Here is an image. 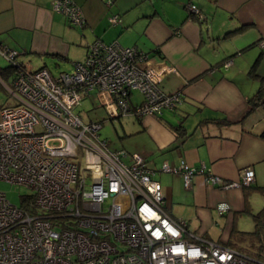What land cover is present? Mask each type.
Returning a JSON list of instances; mask_svg holds the SVG:
<instances>
[{
    "label": "built area",
    "instance_id": "obj_1",
    "mask_svg": "<svg viewBox=\"0 0 264 264\" xmlns=\"http://www.w3.org/2000/svg\"><path fill=\"white\" fill-rule=\"evenodd\" d=\"M184 7L205 20L196 5ZM51 9L71 26L85 23L72 0H53ZM258 46L264 50V41ZM23 55L0 46V57L12 67L10 84L1 83L15 101L0 108V180L31 191L25 207L0 192V264H264L190 232L167 212L161 184L144 158L109 150L99 134L103 121L85 122L76 112L91 93L104 120L174 111L181 93L159 87L165 75L177 74L173 67L136 47L99 40L88 45L82 62L57 75ZM160 171L179 175L186 189L197 175L223 191L250 187L255 179L249 167L226 180L184 160L164 162ZM216 208L219 214L228 210L225 204Z\"/></svg>",
    "mask_w": 264,
    "mask_h": 264
},
{
    "label": "crops",
    "instance_id": "obj_2",
    "mask_svg": "<svg viewBox=\"0 0 264 264\" xmlns=\"http://www.w3.org/2000/svg\"><path fill=\"white\" fill-rule=\"evenodd\" d=\"M52 1L0 0V46L23 51V58L52 75L82 62L97 40L136 47L173 67L177 74L165 75L159 87L167 94L180 92L181 105L165 118L133 116L139 125L132 131H143L147 141H125L121 146L128 150H115L144 158L173 218L225 245L234 229L242 231L238 214L264 208L253 198L264 188V106L243 117L264 81V50L258 46L264 41V0H72L82 10V27L52 11ZM188 2L201 10L204 21L187 13ZM78 53L83 59L72 61ZM49 60L54 67L69 63L70 69L53 74ZM6 67L0 69V82L9 81ZM133 96V103L140 102ZM182 160L226 180H236L249 167L255 179L249 189L223 191L197 175L186 189L179 175L160 171L162 163L176 166ZM221 204L228 206L223 214L216 208Z\"/></svg>",
    "mask_w": 264,
    "mask_h": 264
},
{
    "label": "rangeland",
    "instance_id": "obj_3",
    "mask_svg": "<svg viewBox=\"0 0 264 264\" xmlns=\"http://www.w3.org/2000/svg\"><path fill=\"white\" fill-rule=\"evenodd\" d=\"M77 27V26H75ZM71 31L78 33L80 35V32L77 29L70 28ZM82 54H73V58L71 59L72 61H80L83 58L81 57ZM8 63L6 62L5 59L0 57V69L2 67H6ZM47 68L52 71L53 74H57L61 70H68L70 69L69 63L61 62L59 63L58 67L53 66V61L49 60L47 62ZM10 80V76H9ZM1 83V82H0ZM7 84H10V81L6 82ZM2 84V83H1ZM133 95H135L136 98L141 99V95L138 92H134ZM92 98L90 99H82L80 105L76 107V112L83 118L85 122L87 121H103L102 127L99 131L100 136L107 141V146L109 150H115V149H121L124 148V150H128V147L126 145L121 146L125 141L128 143H133V144H142L144 141H147V135L142 131L139 133H134L132 131V125H139L137 120H134L133 116H123L118 119H113V120H104L105 119V111L104 109L96 102L93 93L90 95ZM134 99V96H132V100ZM15 104L14 99L10 96L9 92L7 89L1 85L0 86V105L3 107H9ZM170 112L169 111H164L161 117H167L169 116ZM134 121V123H133ZM125 142V143H126ZM127 144V143H126ZM125 162H128V159H124ZM239 174V173H238ZM0 192L3 193L6 197V199L15 206H21L23 200L25 197L31 195V191L23 186L20 185H13L4 181L0 180ZM254 201L260 202L261 201V206L264 204V198H262L259 195H254L253 196ZM259 205H256L254 208H257ZM260 206V207H261ZM257 213V212H256ZM238 220L239 224L241 225L242 231L246 232H252L254 230V222L252 219V216L248 214H238ZM227 245V244H225ZM228 246V245H227ZM236 246V247H235ZM235 248L242 251L243 255L249 256L254 259L256 255L253 254L254 249L251 248L250 244L248 243H235ZM237 250V251H238ZM248 254V255H246Z\"/></svg>",
    "mask_w": 264,
    "mask_h": 264
},
{
    "label": "trees",
    "instance_id": "obj_4",
    "mask_svg": "<svg viewBox=\"0 0 264 264\" xmlns=\"http://www.w3.org/2000/svg\"><path fill=\"white\" fill-rule=\"evenodd\" d=\"M5 69L8 70V74L9 76H11L12 67L7 65ZM260 106H264V81L261 82L259 89L251 97V99H248L247 108L244 112L243 117L252 113L255 109L259 108ZM251 186L247 188H242V189L243 190L249 189L251 188ZM257 191H259L260 195L264 197V188H257ZM28 197L29 196L25 197L20 207H23V206L25 207L26 205L25 201H27ZM245 213L252 216V219L254 222V230L252 232H246V231H238L234 229L230 233L226 244L236 249L235 243H243V242L248 243L250 244L251 248L254 249L253 254L256 255L255 258H258L259 260L264 261V208L260 209L257 213H253L251 209L247 208L245 210ZM240 250L238 251L243 253Z\"/></svg>",
    "mask_w": 264,
    "mask_h": 264
}]
</instances>
